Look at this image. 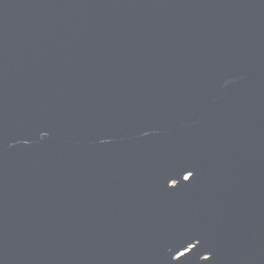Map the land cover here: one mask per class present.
Returning <instances> with one entry per match:
<instances>
[{
    "label": "water",
    "instance_id": "1",
    "mask_svg": "<svg viewBox=\"0 0 264 264\" xmlns=\"http://www.w3.org/2000/svg\"><path fill=\"white\" fill-rule=\"evenodd\" d=\"M0 264H264V0H0Z\"/></svg>",
    "mask_w": 264,
    "mask_h": 264
}]
</instances>
